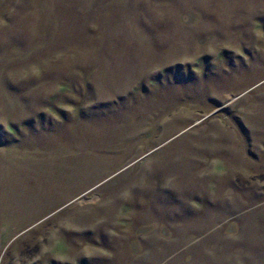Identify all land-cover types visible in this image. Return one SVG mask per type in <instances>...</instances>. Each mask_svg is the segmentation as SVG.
Masks as SVG:
<instances>
[{"label":"rangeland","instance_id":"374dc122","mask_svg":"<svg viewBox=\"0 0 264 264\" xmlns=\"http://www.w3.org/2000/svg\"><path fill=\"white\" fill-rule=\"evenodd\" d=\"M0 264H264V0H0Z\"/></svg>","mask_w":264,"mask_h":264}]
</instances>
